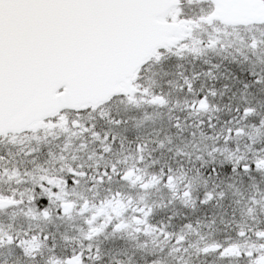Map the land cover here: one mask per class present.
<instances>
[{
    "label": "snow or ice",
    "instance_id": "obj_1",
    "mask_svg": "<svg viewBox=\"0 0 264 264\" xmlns=\"http://www.w3.org/2000/svg\"><path fill=\"white\" fill-rule=\"evenodd\" d=\"M0 264H264V0H0Z\"/></svg>",
    "mask_w": 264,
    "mask_h": 264
}]
</instances>
